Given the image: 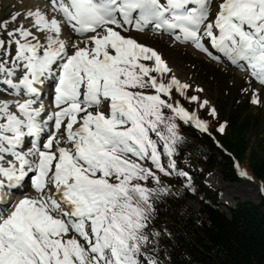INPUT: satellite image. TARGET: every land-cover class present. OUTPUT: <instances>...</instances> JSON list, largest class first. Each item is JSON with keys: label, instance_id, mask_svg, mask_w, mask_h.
<instances>
[{"label": "snow or ice", "instance_id": "snow-or-ice-1", "mask_svg": "<svg viewBox=\"0 0 264 264\" xmlns=\"http://www.w3.org/2000/svg\"><path fill=\"white\" fill-rule=\"evenodd\" d=\"M149 32L247 72L260 103L264 0L19 5L0 21V264H161L164 178L195 191L176 160L180 122L209 132L177 97L217 113L134 35Z\"/></svg>", "mask_w": 264, "mask_h": 264}, {"label": "trees", "instance_id": "trees-1", "mask_svg": "<svg viewBox=\"0 0 264 264\" xmlns=\"http://www.w3.org/2000/svg\"><path fill=\"white\" fill-rule=\"evenodd\" d=\"M248 109L235 107L229 113L230 121L221 138L227 152L205 133L197 135L196 140L184 139L179 145L177 156L182 166L201 169L198 177L193 174L192 182L204 193L202 214L186 204L177 183L164 178L173 194L158 200L165 211L153 225L160 232L158 258L163 264H264V196L258 204L238 203L229 218L213 202L220 190L199 182L213 170L227 180H237L234 160L238 158L264 187V139H260L258 148L247 139L248 130L253 124L260 125V119Z\"/></svg>", "mask_w": 264, "mask_h": 264}, {"label": "rangeland", "instance_id": "rangeland-1", "mask_svg": "<svg viewBox=\"0 0 264 264\" xmlns=\"http://www.w3.org/2000/svg\"><path fill=\"white\" fill-rule=\"evenodd\" d=\"M31 2L33 0H0V21L8 18L10 14H14L19 5H29ZM141 39L154 44L169 62L172 74L178 76L182 82L191 85L188 95L192 93V95H197L201 99H207L210 105H214L219 110L222 118L229 119L228 115L223 113L221 100H226L229 110L231 109L230 106H232V109L239 107L236 99L243 105L249 102L248 112L260 119V125L251 126L250 130H248L247 139L250 145L256 148L259 147L260 139H264V89L259 94L260 103L254 104L251 100V90H243L248 88L246 83L248 75L241 70L233 69L223 64H215L206 57L198 55L199 53H195L193 48L174 44L170 39L163 36H141ZM253 85L258 87L257 82H253ZM196 88L203 89V91L195 90ZM184 100L188 102L185 98ZM202 181L207 186L222 189L219 198L222 202L220 205L225 209V214L229 218V206H237L238 203L242 202L258 204L262 198L259 183L246 177H240L236 181H228L224 179L220 172L213 171L205 176ZM180 190L186 195L183 186L180 187ZM200 199V196H190L187 199V203L195 211L201 212ZM159 210L156 204L154 217H156ZM262 211H264V207H262Z\"/></svg>", "mask_w": 264, "mask_h": 264}, {"label": "bare ground", "instance_id": "bare-ground-1", "mask_svg": "<svg viewBox=\"0 0 264 264\" xmlns=\"http://www.w3.org/2000/svg\"><path fill=\"white\" fill-rule=\"evenodd\" d=\"M26 1V0H25ZM29 2V1H28ZM36 2V0H33V2H31V4H34ZM23 3V2H22ZM147 34V33H146ZM146 34H144L145 36H146ZM152 34V33H151ZM153 37V36H152ZM141 39V38H140ZM168 39V38H167ZM140 41H142V40H140ZM149 41H151V40H149ZM148 43V42H147ZM149 45V44H148ZM150 46H153V45H150ZM192 48V47H191ZM195 53H196V51H195ZM198 55H200V54H198ZM169 56V55H168ZM171 58V57H170ZM173 58V57H172ZM174 63V62H173Z\"/></svg>", "mask_w": 264, "mask_h": 264}]
</instances>
